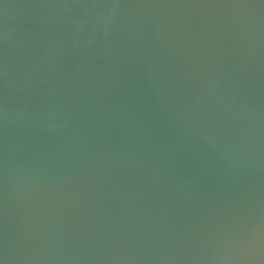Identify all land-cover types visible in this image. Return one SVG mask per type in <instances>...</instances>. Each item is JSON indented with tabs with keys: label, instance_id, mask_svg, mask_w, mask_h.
<instances>
[{
	"label": "water",
	"instance_id": "95a60500",
	"mask_svg": "<svg viewBox=\"0 0 264 264\" xmlns=\"http://www.w3.org/2000/svg\"><path fill=\"white\" fill-rule=\"evenodd\" d=\"M0 264H264V0H0Z\"/></svg>",
	"mask_w": 264,
	"mask_h": 264
}]
</instances>
